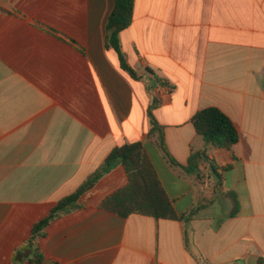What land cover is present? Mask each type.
Returning <instances> with one entry per match:
<instances>
[{"label":"crops","instance_id":"1","mask_svg":"<svg viewBox=\"0 0 264 264\" xmlns=\"http://www.w3.org/2000/svg\"><path fill=\"white\" fill-rule=\"evenodd\" d=\"M113 8L0 0V264H31L14 255L34 225L115 147L138 141L175 211L195 213L179 221L100 208L127 184L119 164L50 223L41 264H264V0H135L120 43L141 79L107 48ZM152 107L169 156L187 164L205 153L200 180L150 134ZM208 107L238 129L232 151L196 132L192 118Z\"/></svg>","mask_w":264,"mask_h":264},{"label":"trees","instance_id":"2","mask_svg":"<svg viewBox=\"0 0 264 264\" xmlns=\"http://www.w3.org/2000/svg\"><path fill=\"white\" fill-rule=\"evenodd\" d=\"M134 6L135 0H114V8L107 21L106 39L107 48H112L117 53L121 68L132 78L141 79L142 75H139L128 63L120 43V33L132 24ZM146 71L150 84L157 85L161 83L152 71ZM153 108L149 109L153 124L150 134L155 132L159 134L160 145L167 153L163 127L154 117ZM192 122L196 132L206 142L217 148L232 151L239 142L238 129L230 117L218 107H208L198 111L193 116ZM204 157L205 153L196 152L190 156L187 164H180L171 156H169V159L171 163L181 166L187 173L194 174L200 180L202 176L199 164ZM119 164L126 171L127 184L108 195L100 204V208L123 218H128L132 214H139L155 219L179 221H185L195 213L196 209H192L188 214L181 215L175 211L143 142L127 143L115 147L101 166L75 192L62 198L44 219L34 225L30 240L16 251L14 263L28 259L31 264H41L43 255L39 249L38 241L45 236L50 223L64 214L81 208L80 201L86 192ZM213 169L217 172L215 165ZM26 253H28L27 258H24Z\"/></svg>","mask_w":264,"mask_h":264},{"label":"rangeland","instance_id":"3","mask_svg":"<svg viewBox=\"0 0 264 264\" xmlns=\"http://www.w3.org/2000/svg\"><path fill=\"white\" fill-rule=\"evenodd\" d=\"M146 70L151 71L149 68H147Z\"/></svg>","mask_w":264,"mask_h":264}]
</instances>
